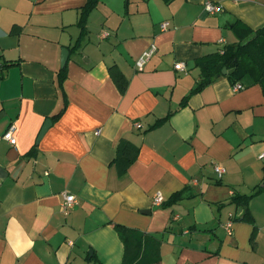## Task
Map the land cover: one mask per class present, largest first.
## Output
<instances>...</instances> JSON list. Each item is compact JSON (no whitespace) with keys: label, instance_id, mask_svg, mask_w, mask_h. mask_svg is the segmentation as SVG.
<instances>
[{"label":"crops","instance_id":"0c3cea01","mask_svg":"<svg viewBox=\"0 0 264 264\" xmlns=\"http://www.w3.org/2000/svg\"><path fill=\"white\" fill-rule=\"evenodd\" d=\"M87 2L0 0V264H264L263 89L195 92L196 60L264 27V0H101L83 29Z\"/></svg>","mask_w":264,"mask_h":264},{"label":"trees","instance_id":"16d2710c","mask_svg":"<svg viewBox=\"0 0 264 264\" xmlns=\"http://www.w3.org/2000/svg\"><path fill=\"white\" fill-rule=\"evenodd\" d=\"M100 1L88 0L87 4L83 7L82 16L78 22L83 29H85L84 25L89 14L96 8ZM78 46H80V42L75 45L72 51ZM195 64L200 69V81L195 88V92H200L212 84L215 79L224 76L223 70L226 69L229 71L235 69L236 71L233 75L226 76L231 80L232 84L241 82L246 83L248 86L260 85L264 93V27L257 30H250V34L245 40L224 47L216 53L201 57L196 60ZM111 71L113 73V69ZM113 78L118 82L115 73H113ZM61 114L62 112L56 114L53 118L57 119ZM120 147L126 151L127 163L124 169H127L136 160L138 149L125 142H122ZM178 195H181V193L177 194L176 197ZM253 196L236 195L231 199L230 204H235L237 207L240 205L244 206ZM118 229L121 231L122 236H124L123 239L125 240L128 229L123 226H118ZM156 250L158 255L157 247ZM148 264H160V259H156Z\"/></svg>","mask_w":264,"mask_h":264},{"label":"built area","instance_id":"2783aa9c","mask_svg":"<svg viewBox=\"0 0 264 264\" xmlns=\"http://www.w3.org/2000/svg\"><path fill=\"white\" fill-rule=\"evenodd\" d=\"M206 11L212 14H216L219 13L221 11V7L218 6H214L213 4H211L210 2H208L206 4ZM169 24L168 22H165L162 24V29L166 30L168 28ZM110 34L109 33H103L102 37L106 38L108 37ZM158 50V46L154 43L152 44L142 55V57L140 59L137 60L136 62V67L139 70H142L144 68V66L146 65V63L153 57V55L157 52ZM175 68L177 70L180 71H185L186 69V65L184 63H177L175 65ZM233 89L235 92L241 91L245 89V86L238 82L236 84L233 85ZM136 127L138 129L142 128V125L140 123H136ZM15 132V127L12 125L10 126V128L5 132V134L3 135V139H5L6 141H8L11 145H16V138L14 135ZM261 159L264 158V154H262L260 156ZM214 171L215 173L219 176V177H223V175L226 173V169L221 166V165H217L214 167ZM164 202V196L162 194H157L154 197V204L161 206ZM77 204V199L74 195L72 194H68V193H64L63 194V201L61 203V211L64 214H68L73 208L74 206ZM232 225H233V221H229L228 223L223 225V228L225 229V231L229 234L232 235L233 234V229H232Z\"/></svg>","mask_w":264,"mask_h":264},{"label":"water","instance_id":"95a60500","mask_svg":"<svg viewBox=\"0 0 264 264\" xmlns=\"http://www.w3.org/2000/svg\"><path fill=\"white\" fill-rule=\"evenodd\" d=\"M69 55H70V51L67 48H65L62 51V57H61V66H62V68H64L66 66V64L68 62V59H69ZM235 71H236L235 69L229 70V71L225 69V70H223V75H225V76L233 75L235 73ZM51 125H52V120L48 119L45 122V124H44V126H43V128H42V130H41V132H40V134L38 136L37 143H39V141L42 139V137L48 131V129L51 127ZM1 172H2V169L0 168V173ZM263 186H264V183H263Z\"/></svg>","mask_w":264,"mask_h":264}]
</instances>
